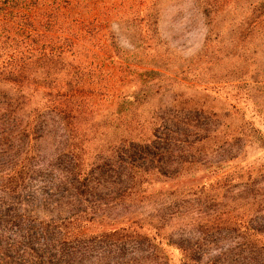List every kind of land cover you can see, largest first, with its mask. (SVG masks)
<instances>
[{
	"label": "trees",
	"instance_id": "obj_1",
	"mask_svg": "<svg viewBox=\"0 0 264 264\" xmlns=\"http://www.w3.org/2000/svg\"><path fill=\"white\" fill-rule=\"evenodd\" d=\"M164 1L0 0V264H170L162 235L180 264H264V129L233 126L231 109L221 114L201 98L151 102L152 69L118 41L116 27L137 38L135 49L168 50L158 27ZM194 1L207 29L199 56L225 39L264 38V0ZM46 114L63 131L50 165ZM250 144L258 157L233 177L256 206L250 217L208 218L195 238L175 242L164 208L146 226L117 220L155 183L208 168L221 178ZM220 230L240 237L237 254L203 261Z\"/></svg>",
	"mask_w": 264,
	"mask_h": 264
},
{
	"label": "rangeland",
	"instance_id": "obj_2",
	"mask_svg": "<svg viewBox=\"0 0 264 264\" xmlns=\"http://www.w3.org/2000/svg\"><path fill=\"white\" fill-rule=\"evenodd\" d=\"M163 3L158 27L170 47L168 50L135 49L137 38L128 37L123 29L115 28L121 48L125 52L136 51L139 64L152 69L147 73L150 85L156 92L151 102L165 104L173 99L201 98L212 102L223 111L221 114L231 109L235 114L231 121L233 126L253 122L264 129V38L244 42L238 39L234 44L225 39L224 42L213 43L212 49L199 56L207 29L197 3L194 0H165ZM158 83L161 84L159 88ZM45 119L47 127L55 134L53 139L45 134L42 143V151L45 152L43 164L50 165L54 155L50 144L63 138V131L53 114H46ZM97 146L95 144L93 150H97ZM258 155L257 146L250 144L238 159L223 168L227 174L221 178L216 179V172L208 168L174 182L155 183L147 197L134 202L124 212H116L117 220L130 219L146 226L153 222L151 217H154L156 210L164 208L167 222L164 233L171 234V240L175 242L180 236L195 238L198 222L208 218L229 215L235 219L244 218L247 214L250 217L256 206L242 199L244 184L233 180V177L241 170L239 167ZM50 175L57 178L61 173L54 168ZM201 184H205L203 192L198 191ZM111 223L104 219L102 226H110ZM100 229L101 225L97 223L89 226L90 233ZM227 233L220 230L215 232L212 240L207 239L210 241L209 250L206 251L208 256L203 261L221 252L227 258L229 254H237L241 239L235 232ZM161 237L163 241L159 249L164 252L168 262L180 264L178 249L174 245H167L164 235Z\"/></svg>",
	"mask_w": 264,
	"mask_h": 264
}]
</instances>
